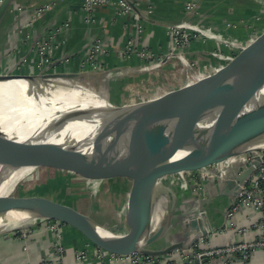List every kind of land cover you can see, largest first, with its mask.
<instances>
[{
  "label": "water",
  "instance_id": "water-1",
  "mask_svg": "<svg viewBox=\"0 0 264 264\" xmlns=\"http://www.w3.org/2000/svg\"><path fill=\"white\" fill-rule=\"evenodd\" d=\"M11 3L12 0L0 3V25ZM80 78L79 74L56 70L53 63L38 74H0L1 86L22 81L25 94L31 95L36 102L16 114L5 108L7 94L0 95L2 112L9 117L21 116L22 123L19 131L0 130V160L6 170L11 163H17L23 168L52 166L87 179L130 178L131 186L124 206L128 233H117L119 226L111 231L90 215L40 197H0V223L11 215L25 216L29 219L28 225L38 220L56 221L75 229L104 255L118 257L138 254L161 258L190 249L199 237L213 231L215 221L210 212L225 214L219 212L214 203L220 205L225 199L229 207L240 185L249 179L264 154L261 158L254 157L239 175L233 171L243 166L240 163L232 170L221 172L224 174L222 178L217 173L216 178L202 184L199 195L195 191L183 195L182 207L180 203L177 205L173 194V205L166 201V212L170 208L171 217L164 216L155 227L150 222L152 207L149 197L153 191L157 193L166 187L172 188L166 180L168 176L198 171L229 157L263 148L264 31L221 71L209 77V81H222L220 104L215 105L209 100L196 104L189 114L192 124L175 128L171 134H152L150 130L158 120L151 115L133 112L137 107L152 106V102L123 110L94 102H79L70 97L71 88H68L67 98L57 93L46 94L35 86V83L57 80L75 82ZM62 122H79L87 127L97 148L96 154L72 158L54 144L44 141L48 130ZM27 224L9 230H23ZM166 239L169 242L161 245Z\"/></svg>",
  "mask_w": 264,
  "mask_h": 264
},
{
  "label": "crops",
  "instance_id": "crops-1",
  "mask_svg": "<svg viewBox=\"0 0 264 264\" xmlns=\"http://www.w3.org/2000/svg\"><path fill=\"white\" fill-rule=\"evenodd\" d=\"M81 1L12 0L0 25V74H38L36 63L39 58L35 50L36 43L50 38L52 45L55 46L52 63L56 64V70L79 74L81 76L79 81L89 88H99L101 85L110 88L111 84L118 83L125 85L130 78L140 74L139 67L144 64L137 58L138 52L145 49L150 53L147 63L158 61L170 50V27L183 20L198 19L195 15L184 12V4L187 0H151L150 2L108 0L106 5L89 15L82 10ZM119 1H124L128 5L127 15L119 14ZM196 3L198 16L207 18L205 22L221 33L225 29L223 25L225 21L235 23L246 21L252 22L253 25L259 23L255 22L254 18L261 9L250 0H196ZM45 5H51V10L44 13L32 26L25 27V23L34 11ZM56 30L59 32L56 33ZM94 40H99L106 51V54L98 59L104 71L122 68L129 73H120L115 80L108 81L110 84H104L106 81L103 80L102 72H94L87 63L85 64L89 47ZM129 40L131 46L126 50ZM215 50L216 46L213 42L192 41L188 57L197 60L200 64L206 63L210 58L209 55ZM183 195V192L176 189L177 205L180 203L181 207ZM226 206L225 199L220 201V205L214 203V207L220 209L221 213ZM210 215L215 221L213 231L220 230L224 222L223 216L213 211ZM251 217V213L243 210L232 218L237 225L248 230L246 235L240 237L233 235L232 232L214 233L209 244L218 247L242 238L247 240L256 238L259 233L251 226ZM27 228L32 231V235L26 239H22L18 232L0 231V264H131L124 258L97 260L95 249L83 238L81 240L75 235H68V226L61 228L60 242L64 253L58 259L55 246L59 241L56 235L43 231L40 224L28 225ZM82 250L87 253L85 261L76 259V254ZM166 259L167 256L162 257L159 260L160 264H172L171 261L166 263ZM250 264H264L262 252H254Z\"/></svg>",
  "mask_w": 264,
  "mask_h": 264
},
{
  "label": "built area",
  "instance_id": "built-area-1",
  "mask_svg": "<svg viewBox=\"0 0 264 264\" xmlns=\"http://www.w3.org/2000/svg\"><path fill=\"white\" fill-rule=\"evenodd\" d=\"M146 2H150L151 0H143ZM252 3L256 4L260 7L261 11L254 18L255 22L264 21V0H250ZM2 0H0V3ZM108 3V0H82L81 8L86 14H91L95 10L100 7H103ZM119 14L127 15L129 12V7L124 1H119ZM51 5H45L39 7L34 11V14L31 18L25 23V27H30L32 24L42 15L49 10H51ZM20 10V9H19ZM184 12L186 14L195 15L198 17L199 13L197 11V3L196 0H187L184 4ZM239 24H242L240 22ZM238 23H233L226 25L227 28L236 29L239 25ZM59 30H56L58 33ZM55 33V34H56ZM169 35L171 39V47L169 53L175 55L176 60L180 62L182 66H186L192 72H200L201 67L198 66L199 62L197 60H191L188 57V50L192 43V41H197L201 43L205 42H213L216 46L215 52L212 54L214 56H218L216 59L220 64V68L224 67L228 63H230L235 56L244 50V44L242 41L234 39L230 35H226L220 32H215L213 29L208 27H203L196 22H187L186 20L180 21L178 23L173 24L170 27ZM131 46V41L127 42L126 50H129ZM219 47L228 50L229 52H236L234 55L227 53L222 56L217 52ZM55 46L52 45L50 38L41 40L36 43V54L39 60L36 63V69L38 72H41L43 69L47 68L49 64L53 62V50ZM106 54L105 49L102 46V43L99 40H94L90 45L87 56L85 58V64L87 63L89 68L94 72H102L103 80L106 81L111 80L110 76L112 74H122L123 69H109L104 71L99 64V57H103ZM137 58L140 61H143L139 69L142 72L145 71H155L160 65L159 63H163V59L160 61H154L147 63V59L150 58V53L143 49L136 54ZM217 65V66H218ZM205 71V74L208 76V71L202 68ZM217 71V69H216ZM116 76V75H115ZM264 154V147L262 149L251 151L239 156L229 157L226 160L216 163L212 166L204 167L198 171H189V172H180L167 177V182L172 186L177 188L179 191L183 192L184 195L190 193L191 191H195L200 194V190L202 184L207 182L210 179L216 178L217 173H220L219 177L222 178L223 175L221 172L226 171L228 169L232 170V167L240 163L243 166H240L236 172L233 173L240 174L245 168L251 163L254 157H262ZM227 211L223 210L225 214L223 215L224 222L222 227L218 231L209 232L207 236H201L197 239L193 246L185 251H176L167 255V261H171L172 264H194V261L197 264H250L251 256L254 252L260 251L262 252L264 259V159H262L257 167L254 168L253 172L249 176V179L243 184L240 185V189L234 199V201L226 206ZM245 211L246 213H251L252 220L251 226L254 227L259 235L254 239H244L238 240L236 242H230L221 246H212L209 244V241L212 239V235L223 233V232H232L233 235H238L242 237L248 233L244 227L237 225L236 222L233 221V217L236 216L241 211ZM40 224L43 228V231L51 232L56 235V239L59 241L55 246L56 256L57 258H61L64 253V249L61 245L60 240L62 239L61 228L65 226L56 221H48V220H38L34 222L32 225ZM19 233L22 239L28 238L32 235V231L29 228H25L23 230L16 231ZM89 243V242H88ZM95 249V257L97 260L101 261L103 258H124L129 260L131 264H160L159 262L161 258H148L138 254L131 256L118 257L113 255H104V253L97 249ZM87 258V253L85 250L79 251L76 254V259L80 261H85ZM164 259V258H163ZM102 264V263H98Z\"/></svg>",
  "mask_w": 264,
  "mask_h": 264
},
{
  "label": "rangeland",
  "instance_id": "rangeland-1",
  "mask_svg": "<svg viewBox=\"0 0 264 264\" xmlns=\"http://www.w3.org/2000/svg\"><path fill=\"white\" fill-rule=\"evenodd\" d=\"M260 17L263 18L264 16ZM196 18L198 19L193 18V20L186 21L191 23L196 22L203 27L213 29L210 24L205 22L207 18H200L199 16ZM233 23L235 22L225 21L223 24L225 29L222 32L223 34L232 36L236 40L242 41L244 49L256 40L264 31V21L259 22L258 25H253L252 22L247 23L246 21H243L242 24H239V22L236 29L226 27L227 24L229 27V24L232 26ZM213 30L215 32H219L215 29ZM217 52L222 56L227 53L231 55L236 53L231 51L229 52L222 47H219ZM209 56L210 58L206 63H199L198 66L201 67V70H203L202 68L206 69L208 71V77H212L215 76L218 71H221L226 65L220 68L218 65L220 62L216 59L218 56L216 57L213 54H210ZM161 59H163V63H159L160 66L156 68L155 71L149 70L148 72H142V70H139L140 74L135 78H130L125 85H123L124 83H118L111 84L110 88L106 85H101L99 88H89L86 84L80 81H75V83L81 87L78 89L76 88V90L73 89L71 94H81L83 91L89 90L95 95L105 98L111 106L113 105L115 108L117 107L123 110H131L137 105L151 103L154 97L165 95V89L167 87H174L182 82V69L184 66L180 64L178 59L176 60L175 55H171L169 53L163 58H160L158 61ZM213 61L215 63H213ZM108 81L110 80L107 79L104 84H110ZM218 89L220 90L221 88ZM49 90L51 93L48 94L51 95L57 93L60 96H65L68 94V91H62L61 89L49 88ZM0 169L1 174H4L6 166L3 165ZM130 186V178L126 176L104 180L87 179L76 173L63 169L52 166H40L35 168L34 172L30 176L17 183L8 196L14 198L40 197L62 203L73 207L83 214L90 215L100 224L106 225V227L111 231H114L115 227L119 226L117 233L125 235L128 233V227L124 222V201L127 199ZM176 189L177 188L175 187H166L165 190H158L157 192L162 219L164 216L171 217L169 207V211L166 212V201L169 200L171 202L170 206L173 205L175 201L172 200V198ZM154 195L155 191H153L149 197L152 209L154 207L153 201L155 202ZM69 234L75 235L81 238V240L83 238V240H85L88 244V241L82 237L79 232L71 227H68V235ZM70 239L71 238L68 236V240ZM168 242L169 240L166 239V241L161 242V245L164 243L167 244Z\"/></svg>",
  "mask_w": 264,
  "mask_h": 264
},
{
  "label": "bare ground",
  "instance_id": "bare-ground-1",
  "mask_svg": "<svg viewBox=\"0 0 264 264\" xmlns=\"http://www.w3.org/2000/svg\"><path fill=\"white\" fill-rule=\"evenodd\" d=\"M125 73L128 74L129 71H123V74ZM182 73L184 74L182 82L174 87H167L165 89V95L154 97L152 106L137 107L133 110L135 113L151 115L158 120V124L150 130L152 134H171L175 128L190 125L192 124V119H189V114L192 112L193 106L205 100L219 105L223 99V93H220L222 89H218L222 81H209V77L205 74L204 70L192 72L186 66L182 69ZM115 75L118 76L116 73L110 76L111 80H115ZM35 84L39 90L47 92L46 94L51 93L49 88L61 89L62 91H68V88H71V91L80 88L75 82L67 83L61 80ZM25 92L24 83L19 80L9 82L4 86L0 85V95L5 93L8 97L5 108L16 114H20L23 109L30 108L36 103L32 100L31 95L25 94ZM70 95L71 98L78 99L79 102L88 101L100 106H111L105 98L95 95L89 90L83 91L81 94L73 93ZM65 96L67 97L68 94ZM20 117H9L0 109V130H22L20 129L22 126ZM87 129V127L79 122H62L48 130L44 141L54 144V146L62 150L68 157H90L96 154L97 148L94 147ZM262 146L264 147V143ZM3 165L4 162L0 160V168ZM8 167L4 174H1L0 169V197H5L10 194L17 183L30 176L35 170V168L31 167L23 168L17 163H11ZM154 197V207L150 214L152 227L157 226L161 218L160 203L158 202L156 192ZM28 221L29 219L23 215L8 216L0 223V231L25 226Z\"/></svg>",
  "mask_w": 264,
  "mask_h": 264
},
{
  "label": "trees",
  "instance_id": "trees-1",
  "mask_svg": "<svg viewBox=\"0 0 264 264\" xmlns=\"http://www.w3.org/2000/svg\"><path fill=\"white\" fill-rule=\"evenodd\" d=\"M90 246H92L90 243H88ZM93 247V246H92Z\"/></svg>",
  "mask_w": 264,
  "mask_h": 264
}]
</instances>
